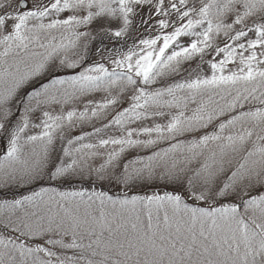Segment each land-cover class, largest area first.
I'll list each match as a JSON object with an SVG mask.
<instances>
[{"label": "rangeland", "instance_id": "374dc122", "mask_svg": "<svg viewBox=\"0 0 264 264\" xmlns=\"http://www.w3.org/2000/svg\"><path fill=\"white\" fill-rule=\"evenodd\" d=\"M21 1L0 0V112L28 101L10 138L0 137V190L96 176L92 187L115 185L134 210L107 198L102 214L94 202L84 207L89 185L41 214L32 200L48 197L0 200V264H243L235 244L245 235L248 247L254 235L234 204L264 182V134L260 151L223 180L211 163L218 136L204 132L264 117V0H25L26 10ZM149 184L165 192L137 200L134 190ZM145 202L156 208L151 221L135 217ZM260 207L264 217L254 199L249 221Z\"/></svg>", "mask_w": 264, "mask_h": 264}, {"label": "trees", "instance_id": "16d2710c", "mask_svg": "<svg viewBox=\"0 0 264 264\" xmlns=\"http://www.w3.org/2000/svg\"><path fill=\"white\" fill-rule=\"evenodd\" d=\"M147 23V21H145ZM144 22V23H145ZM264 22V19L261 18L259 20H257L256 24H262ZM111 24V29H115L116 26L118 27V25H114L113 23H108ZM112 30H109L107 33L111 32ZM249 32V31H248ZM247 32V33H248ZM111 34V33H110ZM124 38L126 39L125 36H123L122 38L117 37V40H124ZM128 39V45H132L134 44L136 41L135 37L129 36ZM127 39H126V43H127ZM118 42H112V46L113 47H117L118 48ZM171 61V57H169V62ZM169 64H172L169 63ZM175 71H173L174 73ZM74 73V72H72ZM72 73L70 74V76H73ZM172 74V73H171ZM65 76V75H64ZM55 79H57L56 77H53ZM44 78L43 80V84L46 85L47 84V80ZM49 80H51V78L49 77ZM176 80V79H174ZM162 84H166V77H164L162 79ZM169 84V83H168ZM42 85V84H41ZM40 85V86H41ZM57 85L60 86H65V82L59 83ZM51 86H56V85H51ZM40 87L37 89V91H39ZM29 89L28 91H26L25 95L30 93ZM35 91V88H34ZM33 93V92H32ZM36 96H39V93L36 92ZM32 97V99L34 101H36L34 98L36 97ZM27 98H23L22 96L20 98L15 99L10 105L6 104L3 110V113L0 112V119H4L7 120L4 124L5 126L2 129V132L0 130V137H4L5 139L10 138L9 137V133H11V131L14 129V124L15 122L18 121V119H20L23 111H24V107L27 103ZM258 119L256 120H252V121H247L245 122V124L239 123V122H235L234 124L231 122L234 118H230L227 120L222 121L221 123H216L212 128H210V130L212 129V131H205L204 133H206L207 135V139L210 140V134H216L218 136V143L221 144V149L218 152H215L216 158H213L211 160V163H218V167L216 168V172L214 177H218V173L221 172H226V173H233V172H237L240 170V168L242 169V167L247 163V161H249V157L253 156L256 154V152H259L261 149V145L259 144V140L261 139V134H264V117H257ZM252 122V123H250ZM224 126L223 130L217 131L216 129H218L217 127L220 126ZM253 130V133H249L248 131ZM255 130V131H254ZM256 133V134H255ZM187 134L184 133V135L182 136H186ZM260 136V139L257 138V136ZM180 136V135H179ZM181 136V137H182ZM214 143V141L212 142ZM7 145L9 146V143L4 144V149L5 147H7ZM125 168V165L123 166V168L121 169V171H123ZM240 172V171H239ZM223 175V173H221ZM91 176V175H89ZM242 176V175H241ZM96 177V176H95ZM88 176H84L83 178H81L80 180H70V176L66 177V178H59V179H54V182H49V183H41V180L39 181H35L37 182L36 185L32 182H29V184L27 185H23V186H17L15 185L14 182H9L7 184V188L5 190H0V200L1 203H13L16 204L17 201H11V196L14 197H22L24 194L26 193H32L34 196V198H47L46 202L41 201V200H32L34 207H30V211H36V214H41V211H43L45 208H47L48 206L44 207L45 205L43 204H52V207H56V210H58V208H60L61 206H63V208L66 207V203L67 200L70 198V196L75 197V200H78L80 197L73 195L74 191L77 190L78 188H82L84 185L87 186L92 190L90 191V193H85V195L82 197L81 201V205L83 204L84 201L87 200V198H91L92 200H88L85 202V206L87 204H90L89 201L94 202V204L96 203V205L98 204L97 208V212L100 214L104 213L106 208V205H103V203H105L104 201H102L101 198H104L108 200V202L110 203V207H113V209L116 208V206L120 203L121 201V207H127V211H128V207L129 205H127V203L125 202V195H122L120 193H116L113 192V190H115V185L112 186V188H106L105 186H98L99 189L92 187L91 185H96V181L93 180L95 179ZM229 177V176H228ZM223 180H228L226 178V175H223L220 177ZM255 178H251V180H254ZM93 181L90 184H87L88 181ZM243 181H245L244 179H242ZM258 183H256V185H254L253 187L247 189L245 192H252L251 194H249L245 199L240 198V200L238 201L237 204H234L235 206H237V210H238V215H239V220L242 222V225L244 226L245 230H248L249 232H251L254 237V241L250 243H248V247H246V238L244 235V238L242 240H240L239 242H237L235 244L236 249L239 252L241 261L243 262V264H249V262H256L257 264H264V251L263 250H259L255 244L253 243H257L258 244H262L264 245V239H262V233L261 231L263 230V225H262V215H261V207H260V217L256 218L255 220L249 221L248 217L246 216L245 211L249 208V210L252 212L253 210V204H254V199L256 200H261L264 201V182H262L263 179H256L254 182L259 181ZM216 181V180H213ZM239 181H237L236 183L238 184ZM246 182V181H245ZM169 186L174 188V192L177 190V187L175 185L171 184V181H168ZM260 183V184H259ZM262 183V184H261ZM259 184V185H258ZM152 184H149V186H145L141 189H143V193H141V190L138 189L134 191H136V193L138 195L137 200L144 202V196L146 194H148V189H152L151 192L156 191L157 189L162 190L163 192H165L162 187H155V186H151ZM258 185V186H257ZM133 186V185H132ZM3 187V186H0ZM50 192H48V191ZM95 190V191H93ZM196 192H198V188H196L195 190ZM95 192V193H94ZM241 193L243 192L242 190L240 191ZM215 194V193H214ZM213 194V195H214ZM231 194V193H229ZM9 195V196H8ZM8 196V197H5ZM181 196V194H180ZM253 199V200H252ZM238 200V199H237ZM236 200V202H237ZM248 200L249 201L248 203ZM228 204L230 203L229 201H227ZM235 202V203H236ZM41 205V206H40ZM248 205V206H247ZM187 208H193V207H197V210H203L205 207L200 206L199 204L197 205H191L190 201L185 205ZM192 206V207H190ZM43 207V208H42ZM203 208V209H202ZM236 209V208H235ZM24 210V208H23ZM134 209H130L128 211L129 214L132 213ZM22 210H19L18 212L20 213ZM156 211V208L153 211H149L148 210V206H147V202L143 203L142 207L140 208H136V213H135V217L138 216H142L145 217L144 219H146V221H151L153 220V215L154 212ZM196 211H191L196 212ZM152 213V214H151ZM53 214H56L55 212H53ZM18 217H14L12 218V221L9 223L11 224L12 222H14L15 220H17ZM108 219V218H107ZM112 219H116L114 217H112ZM148 219V220H147ZM2 222H7L9 220H5V219H1ZM111 220V219H109ZM157 220V219H156ZM1 222V223H2ZM3 224V223H2ZM5 225V224H3ZM153 225V224H152ZM261 237V238H260ZM246 241V242H245ZM56 242V240H52V245ZM41 246H43V243L40 242L39 243ZM56 244V243H55ZM170 246V244H169ZM58 246H55L53 251H60L61 253L63 252V248L62 249H58ZM57 248V249H55ZM64 251L66 252V249L64 248ZM79 253V252H78ZM77 253V254H78ZM65 260L67 262H71L69 259L65 258ZM153 260V259H151ZM64 262V263H67ZM134 264H141L140 261L135 260ZM116 264V263H115Z\"/></svg>", "mask_w": 264, "mask_h": 264}, {"label": "water", "instance_id": "95a60500", "mask_svg": "<svg viewBox=\"0 0 264 264\" xmlns=\"http://www.w3.org/2000/svg\"><path fill=\"white\" fill-rule=\"evenodd\" d=\"M19 6L20 8H22L23 10H26L27 7H28V4L25 0H22L20 3H19Z\"/></svg>", "mask_w": 264, "mask_h": 264}]
</instances>
